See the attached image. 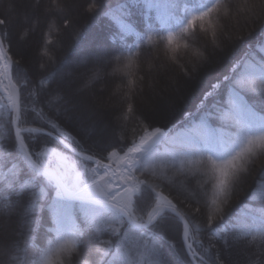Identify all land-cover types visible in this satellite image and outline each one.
<instances>
[{"label": "snow or ice", "instance_id": "1", "mask_svg": "<svg viewBox=\"0 0 264 264\" xmlns=\"http://www.w3.org/2000/svg\"><path fill=\"white\" fill-rule=\"evenodd\" d=\"M80 7L107 31L72 0H27L15 35L0 17V264H264V0ZM145 65L215 72L180 102Z\"/></svg>", "mask_w": 264, "mask_h": 264}, {"label": "trees", "instance_id": "2", "mask_svg": "<svg viewBox=\"0 0 264 264\" xmlns=\"http://www.w3.org/2000/svg\"><path fill=\"white\" fill-rule=\"evenodd\" d=\"M6 1H10V2L13 1L14 2L15 0H0V9L4 8L3 4ZM16 1H17V4L16 5L14 4L15 5L14 7H16L15 10L17 12L18 11L20 12V14H19L20 17L15 19V18H12V15H10V14H8V16L7 15L4 16V15L0 14V17L11 20L10 28L13 31L14 35L26 23L25 20H24V17H23V10H24V7H25V4H26L27 0H16ZM72 3L76 6L74 20H75V25H76V29L77 30H79L80 28H83L85 26H89L90 25V27L88 28V38L89 39L92 36L96 35L97 33L106 32L107 31V24H104V23H92L90 18H89V16L83 13V10H82V8L80 6L86 5L88 3V0H72ZM10 5H11V3H10ZM78 17H79V19H77ZM40 36H41V33L39 31L34 34L33 38L30 41V47L31 48H34V47H36L39 44ZM51 38L53 39L54 42L57 41V34H56L55 30H53V34H52ZM60 39L63 41V53L65 55H69L73 51L72 43H73V40L75 39V36L72 33L71 28L64 29ZM247 39H248L249 44L255 45V44H257V42L264 41V36H262L260 34L259 27L258 26H254L251 34L247 36ZM85 44H87V40H85L84 44H81L80 47L83 48ZM182 53H183V50H182ZM152 61L157 63V64H161V65L165 64L167 62L165 53L162 50H154L152 52ZM185 63L189 64V66H190V58L186 57L185 58ZM207 68H211V70H212L211 74H214L215 70L212 67H205L191 81H196V82L198 81V86L199 87L200 86H202V88L207 87V82L209 80L208 81L206 80L207 81L206 82L203 79L204 77L203 78L199 77L200 74L204 70H206ZM79 71H83V70L82 69H76L74 67V65L71 64V63L68 64L63 69V72L65 74H73V73H76V72H79ZM158 75L160 77V79H159V87H163L164 84L167 82V80H172L174 85H175V88L173 90H170V91H172V92H174L176 94H178V90L181 88L182 81H185L183 76L179 74L178 70L176 71L175 76H173L171 73H169L168 76L165 77L164 73H163V69H161L159 74L157 72L153 71L151 73V75H148V67H147V65H145L144 69L142 71H138L137 72V76H136L137 86L139 87L141 85V83H143V86L145 87V90L147 91L148 85L151 84L153 79L156 78ZM141 76L145 77L143 82H141L140 79H139ZM177 80H178V83L176 82ZM103 86L106 88V90L110 89L111 87H113V85H111L110 83L107 84V85H103ZM193 92H196V91H193ZM196 93H198V91ZM89 94L91 95V92L88 89H85L84 93L82 94V98L84 100H87V98H88L87 96ZM180 100H182V101H180ZM180 100H179L180 102H183L184 98H181ZM237 203H239V201H237ZM257 203H259V201H257ZM13 227H14V225H13ZM10 232H11V228L8 229V233H10ZM236 255H237V252L234 251L233 252V257H236Z\"/></svg>", "mask_w": 264, "mask_h": 264}, {"label": "bare ground", "instance_id": "3", "mask_svg": "<svg viewBox=\"0 0 264 264\" xmlns=\"http://www.w3.org/2000/svg\"><path fill=\"white\" fill-rule=\"evenodd\" d=\"M211 68H207L206 70H204L199 77H204V81H208L210 80L214 74H211ZM198 78V77H197ZM206 81V82H207ZM202 88V86H198V81H182V84H181V88L178 90V94L172 92V91H169L168 94L170 95H173L174 97H181V98H184L186 95L192 93L193 91H198ZM178 100H180L179 98H177Z\"/></svg>", "mask_w": 264, "mask_h": 264}, {"label": "rangeland", "instance_id": "4", "mask_svg": "<svg viewBox=\"0 0 264 264\" xmlns=\"http://www.w3.org/2000/svg\"><path fill=\"white\" fill-rule=\"evenodd\" d=\"M10 3H11V5H10ZM17 4V1L15 0L14 2L12 1V2H10V1H6V2H4V4H3V9H0V14H2V15H4V16H8V14H10V15H12V18H18V17H20L19 16V14H20V12L18 13L15 9H16V7H14L15 5ZM9 5V6H8ZM78 11V10H77ZM77 19H79V17L77 18ZM90 96V94L87 96V97H89ZM188 96V95H187ZM176 98H179V99H181V97H176ZM86 101V100H85ZM180 101H182V100H180Z\"/></svg>", "mask_w": 264, "mask_h": 264}]
</instances>
